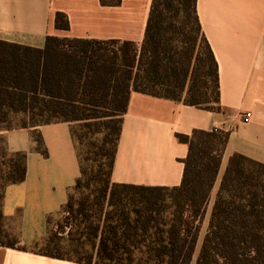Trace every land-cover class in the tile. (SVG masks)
Masks as SVG:
<instances>
[{"label": "trees", "instance_id": "obj_1", "mask_svg": "<svg viewBox=\"0 0 264 264\" xmlns=\"http://www.w3.org/2000/svg\"><path fill=\"white\" fill-rule=\"evenodd\" d=\"M54 25L67 30L66 16L56 13ZM131 92L206 110L218 104L217 64L195 0H151L139 46L54 36L42 49L0 41V124L20 113L29 121L20 128L79 125L70 127L79 176L60 210L68 221L65 236L48 229V216L42 239L26 246L5 231L0 247L76 264H264V165L239 154L227 162L195 254L227 133L174 135L187 146L177 186L111 181ZM31 140L45 157L39 133L33 130ZM8 159L0 174V223L4 187L26 174L25 153Z\"/></svg>", "mask_w": 264, "mask_h": 264}, {"label": "crops", "instance_id": "obj_2", "mask_svg": "<svg viewBox=\"0 0 264 264\" xmlns=\"http://www.w3.org/2000/svg\"><path fill=\"white\" fill-rule=\"evenodd\" d=\"M151 0H0V41L35 49L45 38L131 41L140 45ZM195 10L218 72L219 102L213 110L131 92L123 116L111 181L118 184L179 185L187 146L174 135L193 130L227 133L196 252L206 232L210 209L227 162L233 154L264 165V0H195ZM56 13L68 29L54 25ZM249 112L248 122L242 116ZM47 155L35 150L32 131ZM9 153H25L21 183L2 191L1 212L12 233L30 246L46 234V218L61 210L79 176L70 124L57 122L16 128L4 134ZM0 264H76L31 252L0 247Z\"/></svg>", "mask_w": 264, "mask_h": 264}, {"label": "rangeland", "instance_id": "obj_3", "mask_svg": "<svg viewBox=\"0 0 264 264\" xmlns=\"http://www.w3.org/2000/svg\"><path fill=\"white\" fill-rule=\"evenodd\" d=\"M200 48V44L198 45ZM198 48V49H199ZM195 54L197 53V48H195ZM28 121V118L20 113H13L10 114L8 117V121L6 123L0 124V174H4L6 165L8 164V158L9 155L12 153H9L5 149L4 145V134L7 130L10 129H16L22 126L23 123H26ZM29 122V121H28ZM71 130L78 131L79 125L72 124L70 125ZM2 180L0 179V193H1V184ZM48 229L53 232H57L60 236H65L66 231L68 230V221L65 219V215L59 211L55 215L51 216L50 224ZM5 231H11L10 227L7 223V221H2L0 223V239L5 240L3 232ZM40 247V246H39ZM65 253H69L68 251H65Z\"/></svg>", "mask_w": 264, "mask_h": 264}, {"label": "built area", "instance_id": "obj_4", "mask_svg": "<svg viewBox=\"0 0 264 264\" xmlns=\"http://www.w3.org/2000/svg\"><path fill=\"white\" fill-rule=\"evenodd\" d=\"M250 117H251V114H250L249 112H246V113L242 116V122H243V123L248 122L249 119H250Z\"/></svg>", "mask_w": 264, "mask_h": 264}]
</instances>
